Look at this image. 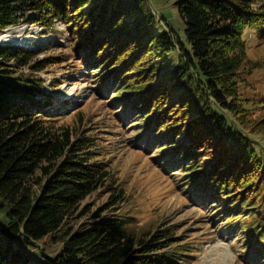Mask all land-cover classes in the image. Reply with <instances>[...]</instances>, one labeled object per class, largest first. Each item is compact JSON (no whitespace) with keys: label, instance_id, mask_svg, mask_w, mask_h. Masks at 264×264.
<instances>
[{"label":"trees","instance_id":"16d2710c","mask_svg":"<svg viewBox=\"0 0 264 264\" xmlns=\"http://www.w3.org/2000/svg\"><path fill=\"white\" fill-rule=\"evenodd\" d=\"M147 3L0 0V32L29 12L39 14L29 21L47 27L65 21L73 49L97 66L100 90L112 84L116 105L136 111L137 125L160 127L162 151L182 154L193 183L227 200L228 221L247 213L245 225L264 241V92L250 95L248 79L264 60L250 57L247 35L264 43V1L178 0L185 36L162 27ZM33 57L0 47V264H32L34 249L46 264H190L197 248L188 239L171 228L145 237L132 216L109 208L69 227L93 193L107 189L113 205L125 192L97 141L59 125L58 114L45 110L51 98L35 100L36 80L13 78L14 68L46 65H29ZM176 135L182 140L170 146ZM46 238L62 243L53 256L39 245Z\"/></svg>","mask_w":264,"mask_h":264},{"label":"rangeland","instance_id":"374dc122","mask_svg":"<svg viewBox=\"0 0 264 264\" xmlns=\"http://www.w3.org/2000/svg\"><path fill=\"white\" fill-rule=\"evenodd\" d=\"M177 1L148 0L146 8L156 14L162 27L169 29L171 25L185 36ZM32 16L38 18L39 14L29 12L25 21L0 32V47L29 49L34 54L29 65L42 60L46 65L41 70L29 66L14 68L13 78L36 80L39 87L35 100L51 98L52 105L45 110L58 114L56 122L97 141L101 159L111 166L118 187L125 192L124 200L113 205L107 189L93 193L81 203L69 227L76 229L89 223L109 208L108 213L132 216L135 229L145 237L171 228L176 237L188 239L197 248L190 264H264V241H259L258 232L251 234L254 227L245 225L247 213L228 221L234 211L227 212V200L213 198L209 189L193 183L189 169L180 164L182 154L172 157V152L162 151L164 136L158 135L160 127L145 130L146 124L137 125L140 123L136 111L116 105L112 84L105 83L100 90L97 66L83 60L85 52L73 49L75 41L65 21L53 19L47 27L29 21ZM17 35L13 42L12 36ZM247 35L250 57L264 60V43L257 40L252 30ZM248 77L254 87L250 95L264 92V68ZM247 92L245 89V95ZM258 138L264 141V136ZM181 140L176 135L167 143L171 146ZM5 220L0 216V223ZM39 245L51 256L62 247V243L53 244L49 238ZM33 251L36 253L32 264H46L38 250Z\"/></svg>","mask_w":264,"mask_h":264},{"label":"bare ground","instance_id":"6f19581e","mask_svg":"<svg viewBox=\"0 0 264 264\" xmlns=\"http://www.w3.org/2000/svg\"><path fill=\"white\" fill-rule=\"evenodd\" d=\"M17 38H18V35L15 36V37L12 36V40H13V42H14V40L16 41Z\"/></svg>","mask_w":264,"mask_h":264}]
</instances>
